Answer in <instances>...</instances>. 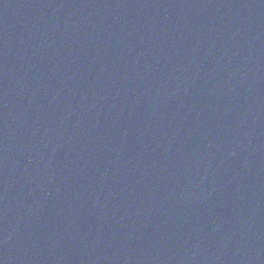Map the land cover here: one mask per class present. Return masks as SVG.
I'll use <instances>...</instances> for the list:
<instances>
[{"label": "water", "instance_id": "1", "mask_svg": "<svg viewBox=\"0 0 264 264\" xmlns=\"http://www.w3.org/2000/svg\"><path fill=\"white\" fill-rule=\"evenodd\" d=\"M264 198V0H224Z\"/></svg>", "mask_w": 264, "mask_h": 264}]
</instances>
